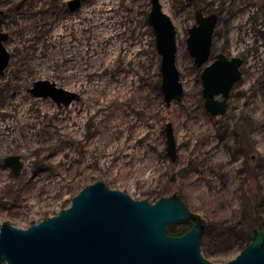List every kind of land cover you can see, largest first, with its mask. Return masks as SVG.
Returning a JSON list of instances; mask_svg holds the SVG:
<instances>
[{
  "label": "rangeland",
  "instance_id": "obj_1",
  "mask_svg": "<svg viewBox=\"0 0 264 264\" xmlns=\"http://www.w3.org/2000/svg\"><path fill=\"white\" fill-rule=\"evenodd\" d=\"M160 1L177 28L185 90L169 105L150 0L113 4L107 21L121 33L109 41L93 33L101 19L85 25L82 17L99 0H83L74 11L62 6L66 0H0V28L10 33L12 55L0 76V127L11 125L0 128V227L9 221L28 228L104 181L139 200L179 194L203 217L201 250L214 263L236 258L255 227L264 231V0ZM199 9L218 15L211 57L201 67L187 41ZM218 53L244 59L224 114L207 110L201 78ZM42 79L79 98L60 106L33 96L29 89ZM167 123L174 127L175 159ZM9 155L22 156L19 174L6 164Z\"/></svg>",
  "mask_w": 264,
  "mask_h": 264
},
{
  "label": "water",
  "instance_id": "obj_2",
  "mask_svg": "<svg viewBox=\"0 0 264 264\" xmlns=\"http://www.w3.org/2000/svg\"><path fill=\"white\" fill-rule=\"evenodd\" d=\"M149 24L161 55V91L169 105L185 95L176 64L177 28L160 0H150ZM190 28L188 46L198 67L208 62L218 15L197 11ZM0 33V75L9 65L11 53ZM244 59L216 54L201 73L205 106L213 114H224L234 84L241 78ZM35 97H51L58 105H69L79 94L42 79L29 89ZM221 96L222 99H217ZM167 150L173 159L177 141L172 123L166 125ZM16 174L24 167L21 155L5 158ZM192 222L182 235H172L175 224ZM205 230L203 217L188 208L177 193L155 202L135 199L127 192L110 188L104 181L85 186L71 205L28 228L9 221L0 227V264H264V231L255 227L252 240L234 259L214 263L201 250Z\"/></svg>",
  "mask_w": 264,
  "mask_h": 264
},
{
  "label": "bare ground",
  "instance_id": "obj_3",
  "mask_svg": "<svg viewBox=\"0 0 264 264\" xmlns=\"http://www.w3.org/2000/svg\"><path fill=\"white\" fill-rule=\"evenodd\" d=\"M119 1L121 0H99L98 5L91 7V8H86V10H83L82 13V17L86 20L85 25L89 24V21L91 18L95 19V20H100V24H102V27H100L99 22H97V25H94L93 28V33L95 36H98L100 39H106L107 41H109L111 38H113L116 34L121 33V31L115 32L112 28L113 25H111L112 23L110 21H107L108 17L110 16V11L112 8L113 4H116V6H118ZM110 5V6H109ZM108 6V7H107ZM100 10H104V14H98L100 12ZM102 16L104 18H102ZM78 21L81 22V20H75L76 23H78ZM81 28H84L83 26H79V30ZM61 31L59 32V34H64V28L63 25L60 26ZM76 36L78 37V42L80 41V38L83 37V35H81V32H78L76 34ZM65 42H71L70 37L67 35L64 38ZM80 43V42H79ZM97 88V87H96ZM106 88V86L104 84L99 85L98 89L104 90ZM113 93V92H112ZM113 96V94L111 95ZM222 99V97H221ZM228 101V100H227ZM7 126H11V125H6V126H2L0 128H5Z\"/></svg>",
  "mask_w": 264,
  "mask_h": 264
},
{
  "label": "flooded vegetation",
  "instance_id": "obj_4",
  "mask_svg": "<svg viewBox=\"0 0 264 264\" xmlns=\"http://www.w3.org/2000/svg\"><path fill=\"white\" fill-rule=\"evenodd\" d=\"M82 1L83 0H66V2L62 5V6H65V7H67L68 9H70L71 11H74V10H76V9H78L80 6H81V4H82ZM44 6V3L41 5V8ZM149 16V15H148ZM70 18H72V17H70ZM149 22V21H148ZM66 23H68V22H66ZM0 33H6V34H8V39L10 38V33L8 32V31H4V30H2L1 28H0ZM8 39H7V41H8ZM6 41V42H7ZM6 42H5V45H6ZM7 47V46H6ZM8 49V48H7ZM9 50V49H8ZM11 58H12V55H11ZM11 60V59H10ZM213 62V61H212ZM9 64H10V62H9ZM9 66V65H8ZM7 69V68H6ZM6 71V70H5ZM4 74H5V72H4ZM3 74V75H4ZM3 75H0V76H3ZM12 168V167H11ZM13 169V168H12Z\"/></svg>",
  "mask_w": 264,
  "mask_h": 264
},
{
  "label": "trees",
  "instance_id": "obj_5",
  "mask_svg": "<svg viewBox=\"0 0 264 264\" xmlns=\"http://www.w3.org/2000/svg\"><path fill=\"white\" fill-rule=\"evenodd\" d=\"M189 229H190V227H188L187 223L175 224L169 228V233L172 235H182L183 233H185Z\"/></svg>",
  "mask_w": 264,
  "mask_h": 264
}]
</instances>
